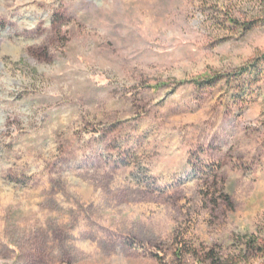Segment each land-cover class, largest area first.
<instances>
[{"label": "rangeland", "instance_id": "rangeland-1", "mask_svg": "<svg viewBox=\"0 0 264 264\" xmlns=\"http://www.w3.org/2000/svg\"><path fill=\"white\" fill-rule=\"evenodd\" d=\"M0 264H264V0H0Z\"/></svg>", "mask_w": 264, "mask_h": 264}]
</instances>
